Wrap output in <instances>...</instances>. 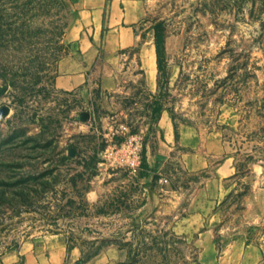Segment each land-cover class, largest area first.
I'll use <instances>...</instances> for the list:
<instances>
[{"label": "rangeland", "instance_id": "rangeland-1", "mask_svg": "<svg viewBox=\"0 0 264 264\" xmlns=\"http://www.w3.org/2000/svg\"><path fill=\"white\" fill-rule=\"evenodd\" d=\"M149 2L154 90L128 70L121 86L96 70L61 90L73 8L0 0V256L50 235L124 240L127 264H218L264 246V0ZM132 137L135 171L122 159Z\"/></svg>", "mask_w": 264, "mask_h": 264}, {"label": "crops", "instance_id": "crops-1", "mask_svg": "<svg viewBox=\"0 0 264 264\" xmlns=\"http://www.w3.org/2000/svg\"><path fill=\"white\" fill-rule=\"evenodd\" d=\"M74 11L66 32L70 57L56 80L61 90L91 86L92 72L101 82L121 86L115 74L137 71L140 81L131 83L152 91L156 87L157 37L150 17L149 0H65ZM158 128L165 135L170 122L162 114ZM145 178V177H144ZM148 189L149 183L145 185ZM202 216L200 215V218ZM249 256L218 264H264V246L254 243ZM130 250L126 241L96 236L90 240L50 235L22 242L0 256V264H127Z\"/></svg>", "mask_w": 264, "mask_h": 264}, {"label": "built area", "instance_id": "built-area-1", "mask_svg": "<svg viewBox=\"0 0 264 264\" xmlns=\"http://www.w3.org/2000/svg\"><path fill=\"white\" fill-rule=\"evenodd\" d=\"M126 154L122 159L126 161L134 171L137 170V165L141 162L142 149L140 140L137 137H132L127 146Z\"/></svg>", "mask_w": 264, "mask_h": 264}, {"label": "trees", "instance_id": "trees-1", "mask_svg": "<svg viewBox=\"0 0 264 264\" xmlns=\"http://www.w3.org/2000/svg\"><path fill=\"white\" fill-rule=\"evenodd\" d=\"M156 37H157V32H156ZM157 43H159V39L157 38Z\"/></svg>", "mask_w": 264, "mask_h": 264}]
</instances>
